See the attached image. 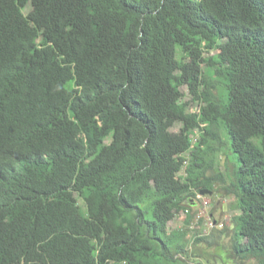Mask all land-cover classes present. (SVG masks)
<instances>
[{
	"label": "trees",
	"instance_id": "16d2710c",
	"mask_svg": "<svg viewBox=\"0 0 264 264\" xmlns=\"http://www.w3.org/2000/svg\"><path fill=\"white\" fill-rule=\"evenodd\" d=\"M219 130L264 264V0H0V264H180Z\"/></svg>",
	"mask_w": 264,
	"mask_h": 264
},
{
	"label": "rangeland",
	"instance_id": "374dc122",
	"mask_svg": "<svg viewBox=\"0 0 264 264\" xmlns=\"http://www.w3.org/2000/svg\"><path fill=\"white\" fill-rule=\"evenodd\" d=\"M30 10L29 6L23 13L27 16ZM218 53V50L207 51L206 56L209 58ZM181 91L183 102L190 112L199 113L200 106L192 100L188 88L183 87ZM181 126L178 124L172 131L178 133ZM218 132L222 144L216 143L219 147L214 159L215 165L206 173L212 187L203 191L204 194L196 193L189 198L186 202L188 210L183 211L168 226L169 233L183 234L175 242L182 245L184 250L181 252L174 248L172 255L181 260L180 264H258L254 259L242 258L235 249L239 233L235 219L240 216L241 211L237 208L231 184L237 160L230 151L225 132ZM199 136L200 131L196 130L192 137L194 144H197ZM185 175L183 170L180 176ZM79 203L86 210L84 200L79 198Z\"/></svg>",
	"mask_w": 264,
	"mask_h": 264
},
{
	"label": "water",
	"instance_id": "95a60500",
	"mask_svg": "<svg viewBox=\"0 0 264 264\" xmlns=\"http://www.w3.org/2000/svg\"><path fill=\"white\" fill-rule=\"evenodd\" d=\"M202 194H204V192H201Z\"/></svg>",
	"mask_w": 264,
	"mask_h": 264
}]
</instances>
